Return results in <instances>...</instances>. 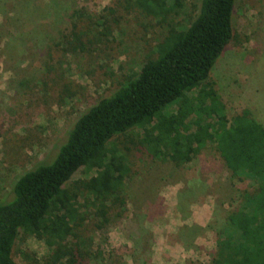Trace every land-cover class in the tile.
Segmentation results:
<instances>
[{"label":"rangeland","instance_id":"rangeland-1","mask_svg":"<svg viewBox=\"0 0 264 264\" xmlns=\"http://www.w3.org/2000/svg\"><path fill=\"white\" fill-rule=\"evenodd\" d=\"M118 1L0 0V202L11 197L26 171L52 160L80 115L139 71L150 47L168 34L167 24L146 27L139 24L144 18L125 14L118 28L113 25L114 36L95 43L91 54L55 48L65 33L93 28ZM201 1L186 0L174 26L186 28ZM233 29L211 72L220 103L217 119L223 115L231 127L246 113L264 128V0H236ZM184 125L199 127L200 121L194 114ZM141 135L133 129L114 140L130 167L122 192L126 202L109 211L105 228L96 229L98 219L92 217L81 229L92 238L91 256L83 264L221 261L222 240L232 231L238 236L231 216L264 182L236 174L217 142L177 165L140 147ZM88 176L82 168L72 181ZM88 209L93 207L83 208ZM24 251L42 259L50 249L44 240L21 233L14 247L19 264Z\"/></svg>","mask_w":264,"mask_h":264},{"label":"trees","instance_id":"trees-1","mask_svg":"<svg viewBox=\"0 0 264 264\" xmlns=\"http://www.w3.org/2000/svg\"><path fill=\"white\" fill-rule=\"evenodd\" d=\"M185 2L119 0L93 21V28L65 33L55 45L64 54H91L95 43L114 36L113 25L118 28L125 14L144 18L139 24L146 27L169 26L163 40L150 47L141 69L80 115L55 157L26 171L11 197L0 202V264H19L14 247L21 233L44 240L50 249L42 259L22 252L24 264L88 260L92 238L81 229L92 217L98 219L96 229L105 228L109 211L125 205L122 192L130 167L114 140L133 129L142 130L140 147L177 165L217 142L236 174L264 182L263 126L246 113L238 115L231 127L223 115L217 119L220 103L211 81L215 63L234 37L236 0H202L190 24L177 28L174 22ZM178 103L174 113L163 114ZM194 114L199 127H186L185 121ZM82 168L90 176L72 181ZM89 206L93 209L83 210ZM231 226L238 236L231 230L222 240L223 259L216 264H264V187L247 195L231 216Z\"/></svg>","mask_w":264,"mask_h":264}]
</instances>
